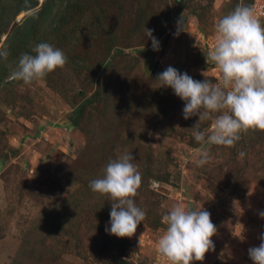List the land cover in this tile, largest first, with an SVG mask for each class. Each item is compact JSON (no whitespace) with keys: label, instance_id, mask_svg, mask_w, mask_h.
<instances>
[{"label":"rangeland","instance_id":"1","mask_svg":"<svg viewBox=\"0 0 264 264\" xmlns=\"http://www.w3.org/2000/svg\"><path fill=\"white\" fill-rule=\"evenodd\" d=\"M240 2L59 0V17H66L61 29L52 31L45 20L24 43L31 51L49 38L68 63L32 85L10 79L20 49H8L36 9L22 11L3 29L0 49L8 57L0 59V264H168L157 255V242L166 228L163 215L175 203L207 210L217 228L214 250L192 264H253L248 249L264 236V132L242 134L232 148L210 146V159L200 166L192 129L199 118L185 120V102L156 83L169 66L218 83L207 49L217 21ZM4 13L0 6V23ZM107 85L110 93L99 108L95 95L102 98ZM76 102L86 107L77 125L69 118ZM125 150L142 175L135 202L146 218L133 237L118 238L105 231L111 201L93 193L89 181Z\"/></svg>","mask_w":264,"mask_h":264},{"label":"clouds","instance_id":"2","mask_svg":"<svg viewBox=\"0 0 264 264\" xmlns=\"http://www.w3.org/2000/svg\"><path fill=\"white\" fill-rule=\"evenodd\" d=\"M182 30V19L178 22ZM215 42L206 59L219 70L218 83L208 79L194 80L187 73H179L172 66L159 73V87H171L176 96L185 102L183 118L198 117L192 127L193 136L202 152L198 164L208 163L210 146L235 147L242 134L264 132V22L252 6L240 3L215 25ZM153 50L159 42L153 30L146 28ZM32 53H22L11 67L10 79L25 85L38 84L50 73L64 69L68 63L65 53L53 45L42 42L32 48ZM8 52L0 49V59L6 60ZM204 122L210 128L200 130ZM240 158L245 156L239 152ZM127 150L109 159L101 176L89 181L93 193L111 201L110 228L105 231L118 238H131L146 218L135 198L142 187V175ZM264 217V212L260 213ZM166 228L157 242L158 253L168 264H192L203 261L205 254L214 250L212 237L217 228L210 213L203 208L188 209L175 203L163 215ZM253 264H264V236L257 247L248 249Z\"/></svg>","mask_w":264,"mask_h":264},{"label":"trees","instance_id":"3","mask_svg":"<svg viewBox=\"0 0 264 264\" xmlns=\"http://www.w3.org/2000/svg\"><path fill=\"white\" fill-rule=\"evenodd\" d=\"M39 1L40 0H8L6 3L0 2L1 3L0 4L1 9L3 12H5L4 15H6V18L1 20L0 33L3 31V29H4V31H7V29L10 26L9 23L12 22L13 19L19 13H21L22 11L36 9L33 13L28 15L26 22L23 23L22 27H20V29L23 28L22 33H19V34L13 33L12 34V36H11L12 38L10 39V46L11 47L8 49L10 54H13L15 47H18L20 49L19 54H17L19 57L22 53L34 54V53H32V51H29V49H28L29 47L24 43V42L30 40V33L34 32V31L38 32V30H41L42 25H44L43 23H45V20L46 21L49 20V22L46 23V24H48L47 27L51 28L52 31H54V32L56 30L57 31L60 30L61 29V27H60L61 23H64L66 21V17H64L63 19L61 17H59V14L61 12V11H58V9H57V7L59 5L57 2L59 0H43L41 4ZM68 1H69V3L71 2V0H68ZM182 1H184V3H187L188 0H182ZM247 3H248L247 5L252 6L253 0H248ZM60 19H62V20L60 21ZM47 27H45V28H47ZM43 42L48 43L49 38H46V40H44ZM22 43H24V44H22ZM39 43H42V41L36 42L35 44L37 45ZM92 74L94 77L95 76L100 77V75H98L97 72L93 71ZM108 87L109 86L107 85L106 89L108 91L105 93V95H102V98L95 95V97L98 98V104L100 105V106L98 105L99 108L100 107L104 108V106H105V102L103 103V100L105 99V97L107 98V96H108L107 94L110 93V89ZM89 101H90V98L87 99L85 103H87ZM91 102H92V100L90 101V103ZM76 103H77V106H75V110L73 111V115L69 118H71L73 120V122L77 125L79 118L84 115V112L86 111V107L83 103H81V104H80V102H76ZM74 114L76 115V117ZM262 155H264V154H262ZM146 177H147V180H148V178H150V179L152 178L150 175H148V176L146 175ZM142 183H144V182H142ZM230 191L234 192L235 186L232 185L230 187ZM55 215L54 216L56 217V220H59V212H56ZM60 224L61 223H59V225Z\"/></svg>","mask_w":264,"mask_h":264},{"label":"built area","instance_id":"4","mask_svg":"<svg viewBox=\"0 0 264 264\" xmlns=\"http://www.w3.org/2000/svg\"><path fill=\"white\" fill-rule=\"evenodd\" d=\"M252 7L254 8V10H255V12H256V14H257V16L261 19V20H263L264 19V0H253V5H252ZM215 42V41H214ZM214 42H210V44L212 43V47H210V48H208L207 50H208V52H210L211 50H212V48H213V46H214ZM208 54V53H207ZM157 255L159 256V257H162L159 253H158V251H157Z\"/></svg>","mask_w":264,"mask_h":264}]
</instances>
